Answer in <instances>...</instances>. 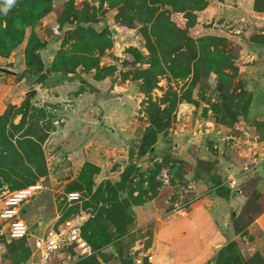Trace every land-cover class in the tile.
Masks as SVG:
<instances>
[{
  "label": "rangeland",
  "instance_id": "obj_1",
  "mask_svg": "<svg viewBox=\"0 0 264 264\" xmlns=\"http://www.w3.org/2000/svg\"><path fill=\"white\" fill-rule=\"evenodd\" d=\"M67 1L71 0H52V11L42 17L34 28L37 35L44 40L46 44L47 42H56L49 61L51 59L53 60L55 54L59 50H71V47L73 46L74 39H70L69 35L74 29L75 20H72L73 22L71 25L66 24L61 27V29L58 27L59 15ZM72 1L78 9L87 6L88 15L91 16L94 14L95 20L84 23V25H89L97 32L105 30L112 41L109 48L105 49L102 53L97 50L94 54L98 58V69L93 68L87 71L83 70L82 66H77L75 71L66 76L67 78L63 79L64 77L59 74L56 76L57 78H60L57 82H52V80H50L48 83L42 85L40 82H37L34 77H21V71L26 68L23 53L26 46V38L31 32L30 28L26 30L24 41L18 45L13 52L7 57H4V59L0 56V67L6 69V71L3 72L0 70V111L3 107L6 108L8 104L19 105L27 98L33 107L45 110V118L40 120V123L43 127L47 126V128L50 129L47 138L42 143L47 173L35 182L40 183L42 189L36 196L22 203L20 207L21 216L27 223L30 232L32 234H40L44 230L60 224L63 219L72 215H85L86 218H84L83 224L86 223L88 219L95 215L97 208L101 205L100 202L97 204H94V202L86 204L89 200L94 201L92 200V195L96 186L107 179L110 181L118 180L120 177V172L118 173V171L122 170L121 166L127 165L130 161V155H133V159L136 160V164L140 167L142 173L147 169H153L154 165L163 161L165 156H168L171 159L180 158L182 156L186 159L188 158V160L190 159L191 162L183 159V161L188 163V166L182 167L184 171H186L183 173L181 179L180 177L171 175V164H169V162H172L171 160L162 163L156 174L155 179L160 182L162 186L171 187L170 192H165V194L169 193V195L166 198L164 196L162 197V199L165 198V203H172L170 204L171 210L175 208V202L179 205L182 201L179 194L183 190L181 185L184 184L183 180L186 176L196 178L198 184L196 191L187 192L186 196H183V201L188 198L190 201V198L198 193L205 191L206 195L211 193V191L207 193V189L210 185L207 181L205 182L206 177L201 170H204L206 166L208 167L209 163L213 164V161H210L205 157L199 158L198 154H201V150L207 152L208 150L204 148V146L207 145L209 151L214 154L213 158L222 157V161H224V157L227 156V154L229 155V152L232 151L230 147L225 145H237L232 148L234 149L233 153L235 154L233 159H235L236 156L238 157V151L241 149L240 146L242 147V145H244L242 142L244 135L240 128H237L236 126L241 125L240 122L242 121L247 122L248 117L243 115V109L240 107L238 109L236 108L237 111L234 118L231 119L228 116V109H235L234 103H237V100L235 99L236 97L233 98L232 102H225V104L221 102L219 100L220 94H217L218 76L212 71L203 69L201 78L196 81L191 88L192 102H187L185 99L181 101L185 107V111L178 112V109L180 108L178 105V107L172 112L174 118L172 119L169 128L161 132L158 135L157 140L153 143L154 151L152 153L146 152L141 155V149L136 146L138 145L136 141L141 139L145 128L149 124V118L145 112L148 104L147 101L149 102L150 99L153 101L161 98L163 99L166 96V93L170 90H177L180 94L185 93L186 87L191 85V77L172 78L167 74H157L156 84L149 91H144L145 89L142 88L144 79L138 78L135 80L134 77L138 72L148 69L151 64L150 60L152 55L147 47V40L143 33V31L150 25L139 21H135V24L131 27L118 25L115 21V16L119 12V6H111L107 0ZM216 2L217 0H209V6L212 7V11H214L213 5L217 4ZM146 3L150 6V9H162L161 2L153 3L152 0H145V4ZM166 5L164 6L165 8ZM204 10L195 12L197 17L204 24L211 22L214 27V25L220 24L219 22H224L223 18L222 20L219 19L220 17L217 18L214 14V16L209 15L211 10L205 12ZM147 11L148 9L144 10V12ZM230 17L232 22L228 23L229 26L228 24L222 25L220 31L217 29L200 30L196 26L191 27L189 33L192 37H198L199 35L210 33L226 38L229 45L227 50L229 52L231 51L229 54L233 56L234 63L238 67V63L240 62V50L238 47L241 45L242 47L245 46V38L244 36L240 37L239 35L242 33L239 34L237 30L233 29L236 27L240 28L238 21H235V15L232 14ZM136 19L137 18L134 20ZM253 38L255 37L253 36ZM249 51L250 50H248L247 53H250ZM7 58H9V60H7ZM44 59L47 60L46 53ZM48 67L46 70H43L46 73L45 75L51 74ZM227 71L233 74L232 70ZM133 81L138 82L136 93H127L125 89H128V83ZM238 81L240 80H238L237 73L234 75L233 86L229 90L234 96L240 93V87L237 89L234 88V85L239 83ZM31 89H35L36 92L29 96L28 92ZM122 89L125 91V96L121 94ZM261 94L259 93L258 95L259 104L260 102H264V95ZM134 95L139 98L138 103L136 104L133 101ZM257 103L258 102L255 101L256 106H258ZM161 106L163 107L165 104H162ZM117 107L126 111L124 118H122L120 124H110V126L105 125L104 127L106 128L98 129L102 135L97 134L98 132L95 131L91 125L88 127L87 124H84L88 123L90 120H95V118H83L81 121L85 122L82 124H79L80 119H74L79 122L73 124V128H71L69 132H65L64 129L61 128L67 118V113L70 111H91V115H94L101 111L106 112L108 110L116 109ZM185 115H189V117H185ZM20 119L21 114H17L12 121L18 123ZM105 120L106 119L104 118V121ZM258 124V131L261 130L259 131L261 135L259 140H264V118L261 119ZM235 127L238 129L237 131L240 136L239 141H234L232 139L226 140V138L222 139L223 136L229 134L230 130L236 131ZM211 128H219L218 131L222 130L220 132L215 130L211 131ZM215 144L220 145L216 150L212 148V145ZM174 145H178V147ZM263 145L264 144H259V147H262ZM195 146H198L200 150H193V147ZM181 153H184V155ZM156 157L158 158L157 160H155ZM243 157L244 155L239 156V158L242 159V161H240L241 166L239 169H236L237 166L228 167L229 170L232 169V172L237 171V173L234 174L233 172L232 174L231 171H229L230 173L224 171L225 167H218L220 168V172L226 175L222 176L221 173L216 171H213L211 175L220 178V180L223 181V185H226L225 181L229 175L232 174L239 176L242 169L247 166L244 164ZM191 158H193V160L198 159L197 164L200 169L197 170L196 167L195 169H191V166L189 165H196L193 164L194 161H192ZM4 159L5 158L1 157L0 161L4 163ZM85 161H90L96 164L101 170V174L98 173L99 175L97 174L93 176V190L91 193H84L80 190L74 189L69 190L68 188L72 185L73 181L76 180ZM234 161L236 162L235 164H237L238 159L236 158ZM167 168L169 181L164 183L162 179L157 176L160 175L163 169ZM252 170L247 173H242L240 176L245 177L252 172ZM209 175L210 174H208V178ZM0 178H2L1 175ZM138 180L139 176H136L134 182ZM143 186H147L145 178L143 180ZM235 186L237 187V185ZM241 189L245 196L242 197L241 200H238V204L233 208V213L229 215L228 221L231 224V228L233 227V229L235 228L242 231L240 237L254 240V236L249 233L247 226H249L257 214L264 209V191L263 193L257 191L251 180L245 183L244 188ZM4 190L11 189H9L7 184H3L0 187V191ZM232 190L235 191V189ZM69 191H78L81 195V201L69 204L65 195ZM133 195H137V191H134ZM172 196L173 198H170ZM187 205L188 203L185 205L184 211L188 208ZM171 210L169 212H171ZM175 211L178 213L176 215L183 213L177 209H175ZM164 212L165 211H162V213ZM89 213L92 215L88 216ZM133 225L134 224H132V226ZM132 226H130V228ZM139 231L145 232L144 236H148L146 241L151 238V230L149 228L147 230L140 228ZM132 240L133 233H127L120 239L118 245L112 244L107 246L102 251V254H100L101 257H99L100 261H102V259L106 260L102 262V264L109 262L113 257L116 260L110 261V264H116L117 261H119V264H122L121 259L118 256L119 252L125 257H132L130 255L131 249L129 248ZM10 242L11 241H8L6 237L0 233V264H13L10 257L11 254L7 249L8 243ZM31 242L32 239L26 241L25 247L28 250L26 252L25 260H21L16 264H26L29 260L35 264L38 263L40 257L39 252L38 250L31 248ZM220 246L221 245L214 248V256L212 259H214L217 253L216 249ZM237 246L244 259H248L251 254L257 251L264 257V254L258 249L250 250L248 253L245 250L243 252L238 243ZM115 253H117V256L114 255ZM84 257L85 256L80 255L77 250L75 251L72 248L63 249L62 251L57 252L46 264H75L79 259ZM212 261L213 264H215L214 260ZM140 264H142V262Z\"/></svg>",
  "mask_w": 264,
  "mask_h": 264
},
{
  "label": "trees",
  "instance_id": "obj_2",
  "mask_svg": "<svg viewBox=\"0 0 264 264\" xmlns=\"http://www.w3.org/2000/svg\"><path fill=\"white\" fill-rule=\"evenodd\" d=\"M107 1L111 6H119V12L115 16L118 25L131 27L135 21L150 25L143 33L152 55L151 64L148 69L138 72L134 77L135 80L144 79L142 85L144 91H149L156 84L157 74H167L172 78L191 77V85L186 87L185 93L180 94L177 90H170L163 99L147 101L145 112L149 118V124L141 139L136 142L138 144L136 146L141 149V155L154 151L153 143L161 132L169 128L174 118L172 112L178 105L180 107L178 112L185 111L181 101L185 99L187 102H192L191 88L201 78L203 69L212 71L218 76L217 94H220L221 102L224 104L232 102L236 97L235 109H228V116L231 119L234 118L239 107L243 109V115L247 116L251 93L243 87L241 81L234 85L236 89L240 87V93L234 96L229 92L233 86L234 75L238 73V67L234 63L233 56L229 54L231 51L227 50L228 40L216 34L206 33L192 37L189 33V29L196 26L200 30L215 29L211 22L208 24L201 22L195 13L206 9L209 6V0H152L153 3L161 2V10L150 9V6L145 4V0ZM166 4L171 5V9H166L164 7ZM52 8V0H16L7 14L0 11V56L7 57L13 52L24 41L26 30L31 29L26 38L23 53L26 66L21 73L23 78L34 77L37 82L46 80L47 75L43 71L44 66L39 53L46 43L37 35L34 28L42 17L52 11ZM87 9V6L78 9L72 0L65 3L58 18V27L61 29L66 24L71 25L72 20H75L74 29L69 35L74 42L71 50H59L55 54L48 67L51 73L67 76L75 71L77 66H82V69L87 71L93 68L98 69V58L94 54L97 50L102 53L111 46L112 41L105 30L97 32L89 25H84V23L95 20L94 14L88 15ZM146 9L148 11L144 12ZM253 9L264 14V0H254ZM135 18L137 19L134 20ZM221 27L220 25L217 29ZM238 48L240 50L241 46ZM227 70H232L234 75ZM162 104L165 106L162 107ZM44 111L42 108L33 107L26 98L19 105L8 104L0 114V158H5L4 163L0 161V175L2 176L0 187L7 184L9 189L14 190L35 183L46 175L47 166L42 143L47 138L50 129L47 126L43 127L40 123V120L45 118ZM17 114H21V119L18 123H14L12 120ZM157 159L156 157L155 160ZM169 160L172 161L169 162L171 175L181 179L186 171L182 167L188 166L183 159H171L165 156L163 161L154 165L153 169H147L142 173L133 155H130V161L120 171L118 180L107 179L96 186L92 195L94 201L89 200L86 204L100 202L101 205L97 208L95 215L82 225V236L91 247L92 254L79 259L75 264H102L106 261L104 259L100 261V254L107 246L118 245L120 239L130 232V226L134 221L133 207L150 202L155 209L166 213L171 210L170 204L172 203L164 201L169 195L165 192H170L171 187L162 186L155 179L159 167ZM197 163L198 161L195 166H189L191 169L196 167L198 170L200 168ZM205 169L201 171L203 175L210 174L211 192L227 196L231 189L223 185L220 178L211 175L213 164L209 163ZM99 171V166L85 161L76 180L68 189L91 193L94 186L93 176ZM136 176H139V180L134 182ZM144 178L147 181L146 187L143 186ZM134 191H137V195H133ZM163 196L164 199H162ZM263 211L264 209L257 216ZM233 230L235 234L241 235V230L235 228ZM26 241L28 240L23 238L8 243L7 249L11 254L13 264L25 260L28 250L25 247ZM216 250L217 253L213 259L215 264H264V257L258 251L251 254L248 259H244L234 240L224 242ZM118 256L122 264H135L133 257H125L120 252ZM141 262L148 264L147 257H143Z\"/></svg>",
  "mask_w": 264,
  "mask_h": 264
},
{
  "label": "crops",
  "instance_id": "obj_3",
  "mask_svg": "<svg viewBox=\"0 0 264 264\" xmlns=\"http://www.w3.org/2000/svg\"><path fill=\"white\" fill-rule=\"evenodd\" d=\"M216 3L217 4L213 5L214 11H212V7L208 6L204 12L211 10L209 15H215L217 18L220 17L219 19L223 18L224 22H220L221 26L232 22L230 15L234 14L236 18L235 21H238L240 28L236 27L233 29L237 30L239 34L242 33L243 35L241 34L239 36H244L245 38V46L242 47L241 45L240 49L238 80H240L243 87L251 93L252 97L247 114L248 121H242L240 122L241 125L236 127L240 128L242 132L245 130L248 131L249 135L255 132L260 134L258 131L259 124L257 125V123L264 118V102H260V104H262L260 105L258 96L259 93L264 95V14L254 11V0H224L222 2L217 1ZM220 25H214V28L217 29ZM221 29L222 27L217 30L220 31ZM253 36L255 38H253ZM55 43L56 42H47L45 48L40 50L44 70L50 66L52 59L49 61V58L54 50L53 47H55ZM248 50H250V53H247ZM45 53L47 60L44 59ZM7 60H9V58H7ZM56 76H58V74L55 73L47 75L46 80L40 82L41 85L48 83L50 80H52V82H57L60 78ZM62 77H64L63 79L67 78L66 76ZM124 93L122 89L121 94L123 96H125ZM133 98L135 104L138 103L139 98L136 95H134ZM255 101L258 102V106L255 105ZM4 108L5 107L1 109L0 113L4 111ZM91 114V111H70L67 113V118L61 128H63L65 132H69V130L73 128L72 125L79 122L74 119H80L81 123L79 122V124H82L85 122L81 121L83 118H95V120H90L88 123L84 124H87L88 127L91 125L95 131L98 132L97 134L102 135L98 129L106 128L104 127L105 125L120 124L126 111L117 107L116 109L106 112L101 111L94 115ZM185 117H189V115H185ZM104 118L106 119L105 121ZM237 128L236 131L230 130L229 134L239 135ZM212 130L220 132L222 129L218 131L219 128H211V131ZM174 146L178 147V145ZM195 147H193V150H200L198 146ZM232 148L233 147L230 148L232 151L229 152V155L227 154V156L224 157V161H222V157L213 158L214 154L210 151L205 152L201 150V154L199 153L198 155L199 158L205 157L213 161L214 169L211 173L213 171L221 173L220 168L224 167V171L232 172V169L229 170L228 167L237 166L236 169H239L241 166L240 161H242L239 156L246 154L245 151L240 149L238 151V157L236 156L238 162L235 164L236 162L234 160L236 158L233 159L235 154ZM182 155H184V153ZM243 158L244 164H246L248 156L247 158L245 156ZM180 159L191 162L190 159L188 160V158L186 159L183 156L180 157ZM191 160L194 161L193 164H196L198 161V159L193 160V158H191ZM262 164L263 162H260L252 172L245 177L240 176V174L239 176L235 175L237 178V187L235 191L231 189L227 196L224 194L217 195L214 191L209 193V191H211L209 188L207 189V193H209L207 195L206 191L198 193L195 195L197 199L192 200L187 205L188 208L186 207L187 209L180 215H176L178 213L173 209V211L171 210L173 213H162L161 210L153 208L150 202L133 207L134 225L129 232L133 233V240L129 248L131 249L130 255L135 258V264H140L143 257H147L148 264H213L212 258L214 256V248L229 240H235L243 252L245 250L249 253L250 250L258 249L264 254V211L247 226V230L254 236V240H248L246 237H240V234H235L233 227L231 228V224L228 221V217L233 213V208L238 204V200H241V198L245 196L241 189L244 188L245 183L251 180L254 188L263 193L264 164ZM123 167L124 166H121V169H123ZM119 172L120 171H118V173ZM233 172L234 174L237 173V171ZM99 174H101V170ZM221 175L224 176L226 174L221 173ZM204 176L206 177L205 182L207 181L209 184L208 175L205 174ZM140 228H144V230L149 228L151 230V238L148 241H146L148 236H144L145 232L139 231ZM114 255L117 256V253ZM114 260L116 259L113 257L110 261ZM110 261L103 264H110ZM116 264H119V261H117Z\"/></svg>",
  "mask_w": 264,
  "mask_h": 264
},
{
  "label": "built area",
  "instance_id": "obj_4",
  "mask_svg": "<svg viewBox=\"0 0 264 264\" xmlns=\"http://www.w3.org/2000/svg\"><path fill=\"white\" fill-rule=\"evenodd\" d=\"M248 131H243L244 139L240 148L246 152L244 156L248 161L240 173H247L254 169L260 162L264 161V145L259 148V142L264 144V140H259L261 135L259 133L248 134ZM239 141V135H226L222 139ZM228 142V141H227ZM224 146V145H223ZM228 147H234L237 145H225ZM239 146V145H238ZM220 145H212L213 149H217ZM209 151L207 145L204 146ZM168 168L163 169L158 178L162 179L164 183L169 181L167 174ZM236 176L229 175L225 181L226 185L230 189H236ZM184 184L181 185L183 190L179 194L182 201L179 205L175 204V208L179 211H184L185 205L190 203L196 198L193 196L183 201V196H186L187 192L196 191L198 181L196 178L186 176L183 180ZM42 189L40 183H31L27 186L17 188L14 190L0 191V233L3 234L8 241L19 240L26 238L28 241L32 239L31 248L36 249L39 252V261L37 264H46L52 257L63 249L72 248L77 250L82 256H89L92 254V249L87 241L82 236V225L85 215H72L62 220V222L56 226H52L49 229L44 230L40 234H32L27 223L21 216V205L25 201L36 196ZM66 195V200L69 204L77 203L81 201V195L78 191H69ZM92 214L89 213L88 216ZM26 264H35L32 261H28Z\"/></svg>",
  "mask_w": 264,
  "mask_h": 264
},
{
  "label": "water",
  "instance_id": "obj_5",
  "mask_svg": "<svg viewBox=\"0 0 264 264\" xmlns=\"http://www.w3.org/2000/svg\"><path fill=\"white\" fill-rule=\"evenodd\" d=\"M166 8L168 9H171V5H166ZM0 70L2 71H6L5 68H2L0 67ZM138 87V82L137 81H133V82H130L128 83V89H126L125 91L127 93H131V94H135L136 93V88ZM124 91V92H125ZM36 92L35 89H31L28 93H29V96L33 95L34 93Z\"/></svg>",
  "mask_w": 264,
  "mask_h": 264
},
{
  "label": "clouds",
  "instance_id": "obj_6",
  "mask_svg": "<svg viewBox=\"0 0 264 264\" xmlns=\"http://www.w3.org/2000/svg\"><path fill=\"white\" fill-rule=\"evenodd\" d=\"M16 0H0V4H2V7H0V11H2L4 14H7L9 9L15 4Z\"/></svg>",
  "mask_w": 264,
  "mask_h": 264
}]
</instances>
